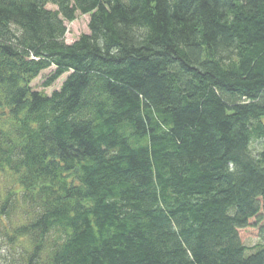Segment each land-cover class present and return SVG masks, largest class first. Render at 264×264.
Returning <instances> with one entry per match:
<instances>
[{
    "label": "trees",
    "instance_id": "obj_1",
    "mask_svg": "<svg viewBox=\"0 0 264 264\" xmlns=\"http://www.w3.org/2000/svg\"><path fill=\"white\" fill-rule=\"evenodd\" d=\"M0 264H264V0H0Z\"/></svg>",
    "mask_w": 264,
    "mask_h": 264
},
{
    "label": "rangeland",
    "instance_id": "obj_2",
    "mask_svg": "<svg viewBox=\"0 0 264 264\" xmlns=\"http://www.w3.org/2000/svg\"><path fill=\"white\" fill-rule=\"evenodd\" d=\"M47 8L54 9L53 6L48 5ZM88 21L89 15H83L76 13L75 20L68 23L66 22V34L64 40L67 44L74 42L82 34H88ZM53 68L42 71L37 78L31 82V87L35 91H42L47 95H50L53 91L58 90L63 83L67 74L54 81L50 86H44V83L48 80ZM240 239L245 246L251 247L260 242L259 231L255 228H248L240 232Z\"/></svg>",
    "mask_w": 264,
    "mask_h": 264
}]
</instances>
